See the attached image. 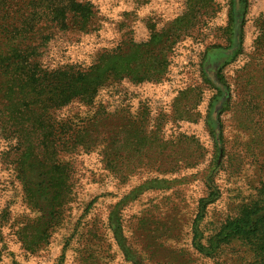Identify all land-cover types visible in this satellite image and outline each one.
Masks as SVG:
<instances>
[{
  "label": "rangeland",
  "instance_id": "374dc122",
  "mask_svg": "<svg viewBox=\"0 0 264 264\" xmlns=\"http://www.w3.org/2000/svg\"><path fill=\"white\" fill-rule=\"evenodd\" d=\"M77 1L0 0V264H264V0Z\"/></svg>",
  "mask_w": 264,
  "mask_h": 264
},
{
  "label": "trees",
  "instance_id": "16d2710c",
  "mask_svg": "<svg viewBox=\"0 0 264 264\" xmlns=\"http://www.w3.org/2000/svg\"><path fill=\"white\" fill-rule=\"evenodd\" d=\"M88 7H91V4L88 3H79L77 0H75L74 3V8L76 10V12L78 13L77 15L74 16V21L75 23H77L79 26L84 25V23H86L87 21H90L92 18H94L95 13L92 11V9H88ZM4 10V9H3ZM80 13V14H79ZM82 13V15H81ZM8 14V13H7ZM7 14L3 15V20L7 21V22H1L0 23V36L2 38V36L4 35V37L7 39V37H13L14 35V30L11 29L12 25H11V20L9 21V18H7ZM8 19V20H6ZM13 21V20H12ZM15 28H17L15 26ZM26 39L22 38V36H20L19 40H18V44L15 46V48L13 49L14 55L12 58H6V57H2L0 56V69H2V67H4L5 65H8V68H11L12 66H10L11 64H8V62H10L12 60V62L16 63L17 59L22 58L23 56H16L15 52H17V49H19L21 47V43L22 40ZM8 40V39H7ZM47 43V38H40L39 39V44L40 45H44ZM38 50H40V47L38 48ZM27 64V63H26ZM25 64V66H26ZM32 64H30L29 67H27L28 69V73H32L34 72L32 69ZM21 71H25V67L20 68ZM17 75H20V72H18L17 70ZM89 73L88 72H83V71H78V72H74V77L73 80L71 82V100H76L79 102H85V101H89L91 96H89L88 93V89H86L87 86V75ZM27 80L30 82L25 86V89H27V91H24V89L21 91L20 94H24L27 95L30 91L31 94H33L34 96H40L41 95V91L37 92V85H39V82L35 80L34 76L32 77H28L27 76ZM5 83L8 86V92L12 90V88L9 86V84L5 81L4 76H3V72L0 73V87L4 86ZM44 84V82H43ZM6 99H8L7 97L3 98V101H5ZM69 100V101H71ZM0 106H2V111L1 113L3 114V116L5 117V121L3 123V126L1 129H5L4 132L6 133H13L14 130V135L13 139H16L17 141L19 139L23 138V135H28L30 138V133H27V131L33 130L36 134L34 137V140L37 139V141L39 140V137H41L42 141H43V147L46 146L45 142H47L48 139V135H46V133L50 132L48 130L49 128V122L48 124L41 121L38 117V119H35V122H29L30 121V116H27L25 118L22 117V115L16 110V106H7V104L4 102L3 105L0 104ZM45 110L44 114L42 115V117L46 116L47 118H49V114H47L46 110L49 109L48 106H44L42 108V110ZM25 124V125H24ZM19 127V128H17ZM17 128V129H16ZM16 129V130H15ZM37 129V130H35ZM53 130H55V128H53ZM38 132H41L43 135H39L37 134ZM52 133V132H51ZM12 137V136H11ZM15 137V138H14ZM27 138V139H29ZM58 146V144H56V147ZM116 154H112V157H116ZM108 160H109V156ZM110 172H112V170L109 169ZM263 222V226L261 228H259L256 225L252 224V219H251V214L250 213H245V216L242 220H239L237 223L232 224L231 229L240 236H246V237H250L251 234L254 233L253 230H257L261 231L262 236L264 237V218L262 219ZM257 227V228H254Z\"/></svg>",
  "mask_w": 264,
  "mask_h": 264
}]
</instances>
